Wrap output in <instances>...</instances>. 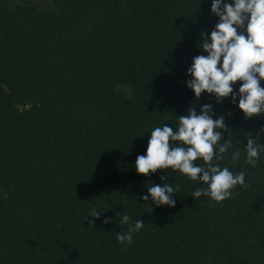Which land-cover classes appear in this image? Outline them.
<instances>
[{
    "label": "trees",
    "instance_id": "trees-1",
    "mask_svg": "<svg viewBox=\"0 0 264 264\" xmlns=\"http://www.w3.org/2000/svg\"><path fill=\"white\" fill-rule=\"evenodd\" d=\"M49 1L0 0V264H264V152L245 163L264 116L187 86L212 0ZM205 104L233 142L213 163L247 185L219 203L179 171L135 168L154 128ZM153 184L178 188L175 207L143 200ZM118 213L144 221L131 245Z\"/></svg>",
    "mask_w": 264,
    "mask_h": 264
},
{
    "label": "clouds",
    "instance_id": "clouds-1",
    "mask_svg": "<svg viewBox=\"0 0 264 264\" xmlns=\"http://www.w3.org/2000/svg\"><path fill=\"white\" fill-rule=\"evenodd\" d=\"M211 12L219 21L210 37L206 32L202 34L199 46L207 56L193 58L192 66L187 70L192 79L187 81V86L198 101L205 92L215 96L217 103L229 97L235 103L238 98V107L246 119L264 116V87H261L264 80V0H212ZM237 82H242L238 93L233 87ZM214 115L212 104L203 105L199 112L196 107H191L187 115L179 116L177 130L167 124L154 128L146 155L136 159L137 173L150 176L158 170L171 168L191 181L207 185L206 189H195L192 197L209 196L218 203L232 198L237 185L246 188L243 171L234 174L228 167L221 168L218 163H213L223 160L233 146L231 138H224L225 133H231L226 118L214 119ZM261 134L264 135V129ZM245 148V163L255 167L260 153L264 152V144L258 143V137L251 134ZM239 157V151L232 155L233 160ZM200 160L203 165L197 166L196 162ZM177 191L178 188L171 184H153L148 187L149 195L143 200L151 198L156 207H175L173 194ZM117 215L119 223L128 225V230L117 232L116 238L121 244L131 245L133 235L142 230L144 221L138 219L133 224L129 215ZM89 217L101 218L95 208ZM95 220L89 223L94 225ZM109 222L110 218L103 221Z\"/></svg>",
    "mask_w": 264,
    "mask_h": 264
},
{
    "label": "rangeland",
    "instance_id": "rangeland-1",
    "mask_svg": "<svg viewBox=\"0 0 264 264\" xmlns=\"http://www.w3.org/2000/svg\"><path fill=\"white\" fill-rule=\"evenodd\" d=\"M30 3L35 6L36 8L43 9V7L46 6V4H50L49 0H30Z\"/></svg>",
    "mask_w": 264,
    "mask_h": 264
}]
</instances>
